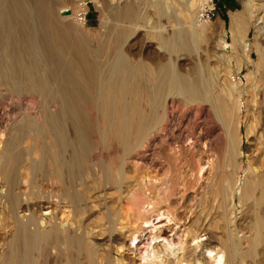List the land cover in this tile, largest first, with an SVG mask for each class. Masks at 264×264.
Listing matches in <instances>:
<instances>
[{
  "label": "bare ground",
  "instance_id": "bare-ground-1",
  "mask_svg": "<svg viewBox=\"0 0 264 264\" xmlns=\"http://www.w3.org/2000/svg\"><path fill=\"white\" fill-rule=\"evenodd\" d=\"M67 1L60 14L69 22L74 7L89 0ZM93 1L106 6L119 0ZM52 6L49 0H0V94L41 103L39 113L27 107L1 118L0 264H134L126 252L140 264H185L186 243H153L154 235L142 250L136 230L129 245L118 243L126 234L123 212L138 204L134 159L146 134L147 119L136 117L134 101L138 54L124 52L121 36L98 37L89 47L82 26L62 22ZM117 14L133 12L127 6ZM243 25L242 16L234 17L235 37ZM223 48H229L225 41ZM173 88L193 101L203 98L196 82L182 88L177 78ZM199 167L200 177L210 161ZM243 190L250 197L254 185ZM152 209L144 204L143 212ZM157 216L171 222L164 213ZM200 245L191 243L197 251Z\"/></svg>",
  "mask_w": 264,
  "mask_h": 264
},
{
  "label": "rangeland",
  "instance_id": "rangeland-1",
  "mask_svg": "<svg viewBox=\"0 0 264 264\" xmlns=\"http://www.w3.org/2000/svg\"><path fill=\"white\" fill-rule=\"evenodd\" d=\"M49 1L72 27L79 25L78 11H87L80 32L89 47L95 48L91 40L98 37L121 36L124 52L138 54L134 101L136 117L147 119L146 134L134 159L138 204L132 213L123 212L126 234L118 243L129 245L136 230L142 250L154 235L159 238L153 243H186L185 264H264V0H214L215 16L207 24L197 20L202 0H119L106 6L89 0L74 7L69 22L60 11L70 1ZM127 6L133 15L117 18ZM236 16L244 20L240 38L234 34ZM177 78L182 88L185 81L196 82L203 98L193 101L184 89L176 92ZM40 108V100L3 92L0 134L6 113L36 114ZM209 161L211 168L197 176ZM250 183L253 194L243 196ZM144 204L153 208L150 213L143 212ZM159 213L171 222L159 221ZM144 219L154 224L142 225ZM195 241L201 242L199 251L191 246ZM126 254L140 264L133 252Z\"/></svg>",
  "mask_w": 264,
  "mask_h": 264
},
{
  "label": "built area",
  "instance_id": "built-area-1",
  "mask_svg": "<svg viewBox=\"0 0 264 264\" xmlns=\"http://www.w3.org/2000/svg\"><path fill=\"white\" fill-rule=\"evenodd\" d=\"M87 11L84 10V8L82 7V9L76 14L75 19L76 22L81 24V25H86L87 24ZM215 16V3L214 0H206V4L204 5L203 9L199 12L198 14V22L202 23V24H207L209 22L212 21V19ZM238 76H232L231 77V81L232 82H237Z\"/></svg>",
  "mask_w": 264,
  "mask_h": 264
},
{
  "label": "water",
  "instance_id": "water-1",
  "mask_svg": "<svg viewBox=\"0 0 264 264\" xmlns=\"http://www.w3.org/2000/svg\"><path fill=\"white\" fill-rule=\"evenodd\" d=\"M71 12L70 11H64L62 14L63 15H69Z\"/></svg>",
  "mask_w": 264,
  "mask_h": 264
}]
</instances>
